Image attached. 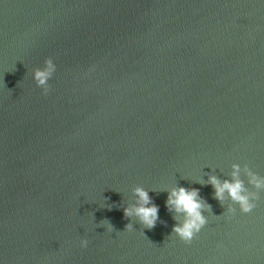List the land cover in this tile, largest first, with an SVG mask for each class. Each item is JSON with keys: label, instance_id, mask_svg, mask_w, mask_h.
I'll return each instance as SVG.
<instances>
[{"label": "water", "instance_id": "1", "mask_svg": "<svg viewBox=\"0 0 264 264\" xmlns=\"http://www.w3.org/2000/svg\"><path fill=\"white\" fill-rule=\"evenodd\" d=\"M236 164L250 213L209 183ZM246 166L264 177V0H0V264H264ZM177 186L210 206L190 244ZM137 187L152 229L124 216Z\"/></svg>", "mask_w": 264, "mask_h": 264}, {"label": "clouds", "instance_id": "2", "mask_svg": "<svg viewBox=\"0 0 264 264\" xmlns=\"http://www.w3.org/2000/svg\"><path fill=\"white\" fill-rule=\"evenodd\" d=\"M56 71V64L52 58L45 61L43 68H37L34 71V79L37 86L43 89V94L47 95L50 90L49 80L53 77ZM246 172L249 177L248 183L253 185L257 190H264V177L253 172L246 166ZM240 166L233 165L232 179L221 182L216 176H211L209 183L215 189V198L221 202L225 199V193L231 200L239 205L240 211L250 213L255 207V201L259 199L258 192H248L245 183L240 178ZM137 197L136 205L123 209L125 218L136 216L139 222L147 229H152L156 226L159 220V207L156 205L148 191L143 187L135 189ZM166 206L170 212H175L173 219L176 220L172 232L175 233L185 243H191L197 234L207 223V218L204 215L206 202L200 197L198 189H188L177 186L168 195ZM229 212L234 213L236 209L229 208ZM179 214L183 215V221L179 219ZM113 225L108 224V230L111 231ZM128 230H132L133 224L126 225ZM86 239L81 241V246L87 247Z\"/></svg>", "mask_w": 264, "mask_h": 264}]
</instances>
